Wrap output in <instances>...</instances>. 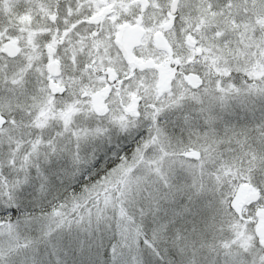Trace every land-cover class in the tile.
Here are the masks:
<instances>
[{
    "label": "snow or ice",
    "instance_id": "6c2138e0",
    "mask_svg": "<svg viewBox=\"0 0 264 264\" xmlns=\"http://www.w3.org/2000/svg\"><path fill=\"white\" fill-rule=\"evenodd\" d=\"M0 264H264V0H0Z\"/></svg>",
    "mask_w": 264,
    "mask_h": 264
}]
</instances>
